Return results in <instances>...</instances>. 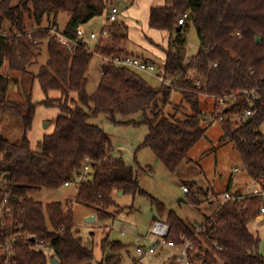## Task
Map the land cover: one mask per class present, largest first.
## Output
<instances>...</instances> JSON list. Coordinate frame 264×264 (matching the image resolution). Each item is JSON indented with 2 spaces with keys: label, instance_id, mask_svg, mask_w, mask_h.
Returning a JSON list of instances; mask_svg holds the SVG:
<instances>
[{
  "label": "trees",
  "instance_id": "16d2710c",
  "mask_svg": "<svg viewBox=\"0 0 264 264\" xmlns=\"http://www.w3.org/2000/svg\"><path fill=\"white\" fill-rule=\"evenodd\" d=\"M13 1L0 0V117L22 119L25 135L20 143H14L0 133V264H53V257L60 264H93V249L74 232L71 204H44L30 196L43 189L67 187L66 183H77L78 202L95 209L102 218H115L110 212L112 207L117 213L126 209L115 200L120 191L123 195L148 197L158 211L154 222L165 216L169 223L170 240L178 245L183 243V235L193 240L192 260L202 259L198 264H264L261 239L250 230V224L260 216V197L237 192L232 193L237 197L234 201L218 198V209L214 208L212 217H206L204 230L197 236V225L167 212L163 203L141 187L135 166L112 155L113 143L108 134L89 123L92 115L105 114L118 124H146L149 133L141 146L152 149L174 173L207 136L203 96L215 102L229 97L224 120L218 116L222 139L235 144L249 176L264 189V132L260 130L264 124V0H164L163 6L151 8L149 26L170 34L169 45L163 48L166 56L162 73L171 85L153 86L141 72L105 63L94 93L87 90V69L94 55L107 59L132 55L126 48L129 27L119 20L108 19L104 29L111 38L96 40L92 51L85 40L79 43V29L104 15L110 0H20L18 5ZM25 13L37 24L31 33L25 30ZM62 13L70 14L63 35L78 41L71 48L51 33L59 26ZM185 14L188 19L180 25L179 19ZM44 19L49 26L42 27ZM6 20L16 26L18 33H2ZM190 24L195 26L200 41L199 50L191 57L187 48ZM46 39L47 64L31 74L29 68ZM6 62L11 70L38 80L47 98L27 103L10 100L7 94L11 82L2 73ZM198 79L202 80L201 88ZM175 90L193 112L184 119L166 113ZM51 91L59 92L60 97H49ZM246 91H255L258 98L252 99ZM250 99L254 112L245 118ZM39 106L58 108L60 114L53 132L33 148L28 133ZM179 106L186 108L177 105L174 110ZM137 113H143L140 122L117 120L118 115ZM86 165L90 167L87 173ZM187 195L188 201L202 205V199L191 194L190 187ZM9 245L12 249L7 253L4 249ZM126 248L122 242L105 237L102 249H109L110 254L100 264H122L121 252ZM135 264L139 262L135 260Z\"/></svg>",
  "mask_w": 264,
  "mask_h": 264
},
{
  "label": "rangeland",
  "instance_id": "374dc122",
  "mask_svg": "<svg viewBox=\"0 0 264 264\" xmlns=\"http://www.w3.org/2000/svg\"><path fill=\"white\" fill-rule=\"evenodd\" d=\"M19 2L20 0H14L13 5H18ZM133 6H140L139 0H110V6L104 15L94 18L82 27L84 30V40L88 43L91 51L94 49L96 40L91 39L90 34H99L102 31L103 26L108 22L109 14L113 7H117L118 9V20L125 22L129 28L137 25L138 28L143 27L144 20L138 17L137 13L132 10ZM25 16V30L31 33L37 28V24L33 19H29L26 13ZM69 19V13L61 14L58 20L60 32H64ZM47 26H49V22L47 19H44L42 27ZM2 30L5 33L11 31L18 33L16 26L9 20L5 21ZM187 40L188 55L191 57L195 55L200 46L197 30L193 24H190L187 29ZM47 44V39L42 42L35 63L29 68L31 74H37L41 66L47 64ZM126 47L135 50L138 45L136 41L129 38ZM100 59L99 55H94L87 74L89 78L87 90L89 93H94L97 90V84L101 79ZM159 60L161 59H156L157 70L162 71L164 63L162 60ZM2 73L6 77L11 78L7 94L10 100L27 103L30 99L33 102H41L47 98L38 80H34L31 74L24 76L23 81L21 80L19 83H16L15 79L21 74L11 70L8 62L4 64ZM146 78L153 86L161 84L156 77L146 76ZM49 97L58 98L60 97V93L51 91ZM177 105H182L186 108L179 106V110H174V106ZM202 108L205 118L204 125L208 126L207 136L196 144L189 153L188 159L174 173L168 170L152 149L141 146L149 133V127L146 124L139 126L118 124L105 114L92 115L89 119L90 124L99 126L111 138L113 143L112 155L123 157L129 164L135 166L140 185L147 193L163 203L167 212L172 211L184 221L196 224L197 226L202 225V223L204 224L206 217L213 216L214 208L218 202L216 201L215 205H213L205 200L204 192L215 190L220 200L224 202L226 200L224 193L228 191L230 186L231 193H234L232 190L236 191L240 189L246 192V195L252 193L255 188H262L260 183L249 176L246 165L235 144L222 139L224 132L222 123L218 119L221 113L216 109L215 99L203 96ZM166 113L169 115L176 113L179 118L184 119L186 115H191L193 112L190 106L183 102L182 94L175 90L172 94V105L166 109ZM59 114L60 110L55 107L39 106L37 108L33 128L28 133L33 148H37L45 134L53 132L55 121ZM143 118V113L117 116V120L120 123L121 121L123 123H132L131 121L140 122ZM260 130L264 132V124ZM0 133L12 142L20 143L25 135L23 120L9 115L1 116ZM236 168L239 169V172L236 173L237 178L234 180L232 179V175ZM88 171H85V173ZM1 184L5 186L6 181L2 179ZM77 186L78 184L74 183L67 186L70 188L63 187L58 190L43 189L31 193L30 196L44 204L51 202H62L65 206L68 203L71 204L74 213V232L78 237L82 238L85 246L93 249V264H100L104 257L110 254L109 249L106 252L102 249V241L107 236H109L111 241H120L126 245L127 248L121 252L123 256L122 264H135V260L138 261L137 247L147 244L145 237L153 225L154 217L158 215V211L152 206L150 199L142 195L135 197L123 194L119 195L118 192L115 200L120 207H125L126 209L117 213L116 207H112L110 208V212L114 214L115 218H102L98 217L95 209L78 202L76 198ZM183 186H189L191 194L200 196L203 201L200 207L188 201V195L183 191ZM181 199L184 201H181ZM92 216H97V220L88 221ZM250 230L260 237V252L264 255V215L250 224ZM206 247L208 246L206 245ZM163 258V255L158 258L156 256H148L144 262L139 264H157ZM193 262L194 264L202 263V259L196 258Z\"/></svg>",
  "mask_w": 264,
  "mask_h": 264
},
{
  "label": "built area",
  "instance_id": "2783aa9c",
  "mask_svg": "<svg viewBox=\"0 0 264 264\" xmlns=\"http://www.w3.org/2000/svg\"><path fill=\"white\" fill-rule=\"evenodd\" d=\"M118 9L116 7H113L111 9V12L109 14V22H114L118 20ZM188 19V14H185L179 19V24L184 25ZM1 28V26H0ZM2 33H5L4 31ZM51 33L56 35L58 37L59 42L68 47L71 48L72 46L78 44V41H71L67 37L63 35L62 32H60L58 27H53L51 29ZM78 35L80 38H84V30L83 28H80L78 31ZM101 37L110 39L111 36L107 30H102L99 34L97 33H91L90 38L94 40H99ZM80 40V39H79ZM105 63H112L119 67H126L130 68L132 70L142 72V73H149L154 74L155 77L163 84L171 85V80L167 77H165L162 73V71H158L157 65L154 63H151L143 58H140L138 56L134 55H128L122 58H105ZM164 68V67H163ZM158 71V72H157ZM197 86L201 88L203 86L202 80H197ZM246 94H248L252 99H257L258 94L255 91H246ZM250 99V106L245 111L244 117H249L254 112V103L253 100ZM229 97H222L219 99H216V109L221 113L219 115L220 120H224V110L229 109ZM233 104V102H232ZM90 170L89 165L85 166V171ZM237 172H239V169L236 168L235 172L232 175V179L237 178ZM65 186H70L69 183H66ZM183 191L187 194L189 193V187L183 186ZM206 195V200L210 203L216 202L218 200V196L214 193V191L208 190ZM250 196L254 197H260L262 201H264V189L263 188H255L254 191L250 194ZM225 201H234L237 199V197L232 194L230 191H227L224 193ZM220 199V198H219ZM215 209H218L216 206ZM264 215V202L261 207V216ZM203 226L198 225L196 226V235H199L200 232H202ZM170 234V225L167 221L163 220H157L153 223L152 227L148 231L145 240L147 241L146 245H140L137 247V254H138V262L142 263L145 261L146 257L148 256H158L161 252H163L166 249H176L178 250L176 255L172 259H169L164 264H194L192 260V254L191 252L194 250V242L192 239L188 238L186 235L182 236L183 243L181 245H178L175 241L169 239ZM217 245V243H215ZM12 249V245H9L8 248L4 249L5 252L9 253Z\"/></svg>",
  "mask_w": 264,
  "mask_h": 264
},
{
  "label": "crops",
  "instance_id": "0c3cea01",
  "mask_svg": "<svg viewBox=\"0 0 264 264\" xmlns=\"http://www.w3.org/2000/svg\"><path fill=\"white\" fill-rule=\"evenodd\" d=\"M139 2H140V6H138V7L137 6L136 7L133 6L132 10L137 13L138 17H141L144 20V25H143V27H140V28L137 27L138 25L133 27V28L132 27L129 28V38L131 40L136 41L139 48L137 47L138 50L136 48H135V50H131V49L126 47L127 51L130 54H132L134 56L141 57V58H143V59H145V60H147V61H149L151 63H154L155 65H157V62H156L157 58H160L163 61V63H164L166 55H165V52H164L163 48H167L168 47L169 41H170V34L167 31H159V30H154V29L150 28L149 22H150L151 8L154 7V6H163L165 4V2H164V0H139ZM105 25L103 26L102 30L104 29ZM100 58H101L100 59L101 62H100L99 66H100V71L102 73V66L105 64V58H103L101 56H100ZM161 60H159V61H161ZM91 63H92V61H91ZM91 63L89 65L88 69H87V74H88V72L90 70ZM163 67H164V64H163ZM15 72H17V71H15ZM141 75H143L145 78H146V76H150V77L155 78L154 74L142 73L141 72ZM101 76H102V74H101ZM23 78H24V76L22 74L18 75V78L15 79L17 81L16 83H19L21 80L23 81ZM9 79H10V82H11V78H9ZM146 80L148 81L147 78H146ZM99 83H100V81H99ZM99 83L97 84L98 86H99ZM67 188H70V187H67ZM239 190L240 189H237L236 191H234V190H232V191L234 193L241 192V193L246 195V192H244L242 190L239 191ZM211 204L214 205L215 203L211 202ZM159 220L166 221V218L164 216V217L160 218ZM177 251L178 250H176V249H166V250H164L158 256H156L157 258L159 256H162V255L164 257L163 260L160 261L157 264L166 263L169 259H172L174 257V255H176ZM150 258H153V257H150Z\"/></svg>",
  "mask_w": 264,
  "mask_h": 264
},
{
  "label": "water",
  "instance_id": "95a60500",
  "mask_svg": "<svg viewBox=\"0 0 264 264\" xmlns=\"http://www.w3.org/2000/svg\"><path fill=\"white\" fill-rule=\"evenodd\" d=\"M179 29H180V28H179ZM257 41L260 42V41H261V38L258 37V38H257ZM79 43L83 44V43H84V38H80ZM227 111H228V110H227ZM122 194H123V192L120 191V192H119V195H122ZM181 201H184V200L181 199ZM96 220H97V216H92V217H90V218L88 219V221H96ZM32 240L35 241L36 239L33 238ZM52 262H53V264H60V261H59L57 258H54V257H53V261H52Z\"/></svg>",
  "mask_w": 264,
  "mask_h": 264
}]
</instances>
